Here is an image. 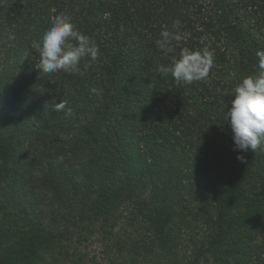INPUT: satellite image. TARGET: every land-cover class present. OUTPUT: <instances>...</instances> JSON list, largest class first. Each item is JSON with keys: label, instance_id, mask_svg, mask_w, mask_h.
<instances>
[{"label": "trees", "instance_id": "trees-1", "mask_svg": "<svg viewBox=\"0 0 264 264\" xmlns=\"http://www.w3.org/2000/svg\"><path fill=\"white\" fill-rule=\"evenodd\" d=\"M61 12L99 48L83 74L37 68ZM204 46L205 80L157 71ZM260 49L264 0H0V264H264V149L239 162L225 118Z\"/></svg>", "mask_w": 264, "mask_h": 264}, {"label": "clouds", "instance_id": "clouds-1", "mask_svg": "<svg viewBox=\"0 0 264 264\" xmlns=\"http://www.w3.org/2000/svg\"><path fill=\"white\" fill-rule=\"evenodd\" d=\"M180 29L181 21L177 19L173 21L171 29L166 28L160 33L156 44L163 53L176 52L173 42L182 40ZM8 38L14 39L15 36L10 34ZM32 47L39 53L37 68L44 73L63 71L83 74L81 60L88 58L86 69L100 54L94 40L77 30L71 15L63 12L52 18L50 26L32 43ZM256 56L257 72L245 76L237 84L232 93L234 98L229 101L230 107L225 113L231 128L233 151L238 153L236 159L241 163L246 160L240 153L264 149V49L258 50ZM213 65L214 53L210 47H183L170 65H160L157 71L164 76L170 75L177 83L191 84L205 80ZM91 91L96 92L97 89L92 88ZM55 110L72 115V109L67 107V101L64 100L56 103Z\"/></svg>", "mask_w": 264, "mask_h": 264}, {"label": "rangeland", "instance_id": "rangeland-1", "mask_svg": "<svg viewBox=\"0 0 264 264\" xmlns=\"http://www.w3.org/2000/svg\"><path fill=\"white\" fill-rule=\"evenodd\" d=\"M185 238H186V236H185ZM80 248H81V251L89 253L91 256L94 255L96 257L97 262L101 261L100 259H104L105 257L106 258L108 257V256H104L103 254L99 253L100 245L98 244L97 239L94 237L91 238L90 240H88L87 242L83 243L82 246H80ZM114 256L112 255V257H114ZM122 258H123V254H120V255H116L113 260L118 262V261L122 260Z\"/></svg>", "mask_w": 264, "mask_h": 264}]
</instances>
